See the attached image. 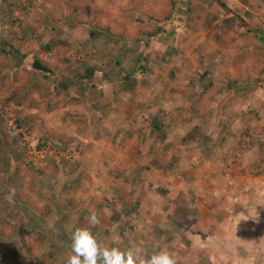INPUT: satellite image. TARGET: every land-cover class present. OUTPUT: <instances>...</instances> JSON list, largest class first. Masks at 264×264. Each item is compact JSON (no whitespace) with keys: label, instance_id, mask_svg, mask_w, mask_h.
Returning a JSON list of instances; mask_svg holds the SVG:
<instances>
[{"label":"rangeland","instance_id":"1","mask_svg":"<svg viewBox=\"0 0 264 264\" xmlns=\"http://www.w3.org/2000/svg\"><path fill=\"white\" fill-rule=\"evenodd\" d=\"M15 1L17 0H0V43L3 41L9 42L13 38L9 35H1L2 32L8 29H12L16 34L20 35L21 32L19 28L25 27L28 33H31V36L28 41L22 45L20 51L16 52L13 49L10 50L9 59L13 63L12 67H15L17 63L24 64L27 62V58L22 57L21 55L24 49L32 47L34 50L36 49L39 51V43H43L47 37L57 38L58 36L54 35L53 32L59 30L58 33H60V36H62L63 39H66V41L68 39L71 43H69L70 46L67 49L55 53L56 55L52 57L54 62L60 64V58L70 57L78 64L76 65L75 71H78L79 69L81 72H84L82 66L92 67L96 70L93 72L96 76V80L91 82L92 84H95L96 87L94 90L85 89L84 102L91 103L90 100L93 97L94 99L98 98L100 99L98 106H105L106 110L104 109L103 111H106V113H108L110 109L116 108L114 106L115 99L121 102L127 101V103L132 104L133 108L122 106L123 110L129 113V118L123 123L117 124L116 120L113 119L109 121L107 125V122L105 121L106 119L103 118L104 120H102V122H104L103 125L106 126L105 129L110 133L115 131L116 126L119 127V135L122 132H128L129 130H134L139 126H145V124H147L149 119L144 118L146 115L145 110L147 109L142 105L144 103H150L152 100H159L161 102L159 105L163 112H166L167 114L171 113V115H174L175 112H177L176 115L179 118H183V115L191 112L193 106L190 100L198 97L201 88L199 87V91L194 92V95L189 98H187V96H182L181 92L185 90L187 84L194 83L196 78L195 74H203L205 72V67L202 64V61L204 63L209 61L216 63L220 58L223 60V56L220 55L219 51H221L222 48L226 51L231 50L230 48H225V45L232 47L231 51L233 54L234 52L237 53L235 51L236 46L233 45V41H236L237 37L233 38L234 36L228 34L219 41L212 36L207 37V34L203 31L193 32L192 30L187 29V19L191 15L196 13L203 17L210 12V5L217 2L222 5L223 10L227 12V18L225 19L233 18L235 19V23H238L239 21L237 19L245 8L242 5H247L252 1L253 4L256 2V0H209V2L207 0H173L175 11L172 17L174 19L179 17L180 19V22L177 23V25L170 26L164 37L155 38L149 42L145 39L138 43L128 44L127 42H122L119 38L122 36H125L126 38L135 36L138 27L131 19L139 17L141 20L147 21L148 19L146 16L150 15L160 18L163 13H168L170 11L169 0H73L74 4H80L82 2L91 3L93 9L96 8L100 11L98 23L92 26V30L95 31V28L97 29L98 25H106L116 32L115 36H109L104 32H96L95 38L90 37L87 31L79 29L77 25L73 24L72 20H69L72 24L64 21L65 18L67 19L69 17V13L67 9H65V4L60 0H27L29 4L26 3V0H21L22 6L25 8L23 10L16 9L12 11L13 17L18 21V26L16 25V28L11 27L6 20L1 19V15L3 14L1 8L5 7L4 3L9 4ZM240 3L242 5H240ZM135 6L140 7L141 10L136 12ZM61 16L62 19L60 18ZM243 18L245 17L240 18V20ZM51 19L54 21H50ZM245 19L246 20L243 19L242 22L247 26V30L251 29L252 40L255 33L260 36L259 33L253 31L256 28H258V30H260L259 27L262 28V31H259L261 32L260 41L258 39H255V42L250 41V49L246 48V50H238L239 56L237 55L235 58V63L232 61V63H234V69L232 67H227L229 70H225L222 64L219 65V73H215V76H218L219 79H216V77H213L212 75H206L207 81H215V83H217L214 84L211 92H208L207 95H205V98H203V101L207 100V103H211V100H213L210 112L213 114L215 123L219 125L207 124L210 128L208 133L210 136L216 133L218 127H220V129L222 126L226 128L228 118L224 120V123L222 122L224 113L228 111L229 107L230 114L238 116V113L242 112L246 116L244 115L242 120L231 124L227 130L232 128L234 134L237 132V128L241 127V122L246 123L247 121L249 124L255 123L251 130H248L253 132L254 129L259 128L257 134V139L259 140L262 121L261 119H257V121L254 120L252 115L254 110L260 111L259 109L264 106V87H252L250 84H247V82L251 79L259 80L256 79L255 75L258 74L257 69L260 66V60L264 59V55H262L264 54V17L260 20L252 18ZM51 22L55 23L50 24ZM247 32L250 33L249 31ZM79 44L81 46L84 44L83 46L86 47L84 52L80 50L81 46L80 49L78 48ZM79 52L80 55L77 54ZM245 52H247V55H245ZM252 52L255 53V55H253ZM169 53L171 55H168ZM42 54L44 53L42 52ZM137 55L148 57L150 67L156 72L150 79H146L147 81L137 77L127 78L125 74V71L130 72L131 68L134 67V61ZM166 56L170 61H166ZM44 57L47 56L44 55ZM106 59H109L111 63H105ZM254 61H256L255 65L257 66V69L254 68ZM170 71H172L175 76L170 82V87H168L169 83L167 78ZM229 75L232 77H239L241 75L243 77L241 79H236ZM247 76H249L248 79L245 78ZM222 77L236 79L244 86L240 89H237L236 86H234V88H230L226 91L219 90L220 85L217 80L222 81ZM169 88H173L174 96H170L174 97L175 100L167 103L164 102V100L162 101L161 95L163 92H167ZM136 89L139 93L135 92ZM218 90L219 92H217ZM134 92L137 96H135ZM32 97L33 94L30 98ZM138 105L142 106L141 110L138 109ZM81 106L83 107V105ZM82 107H80L81 109L79 113H84L86 111L83 110ZM20 109L21 108L13 106L9 102H5L4 96L0 95V120H4L7 130L12 135L18 136L17 152L20 154V157H22L20 162L10 161L8 169L6 170H2L3 167L0 165V190L7 191L6 197L10 201H18V204H16L17 206L14 205L13 210H21L22 212L24 210L25 213L28 212L32 214L31 218L37 219L39 217V212H41L43 208L44 200L48 201L55 209L69 208L67 204L72 202L73 208L66 210L68 213L67 220L72 219V221H74L79 214H77V211L75 216L74 214L71 216V210L81 206L84 208V211L88 216L91 211H95L98 214L100 223L93 227L90 224L83 222L79 223L80 226L82 225V227L87 228L91 227L93 228V232L98 230L101 233L109 229L111 225L109 224L107 211L104 208L102 199L94 200L92 196L90 197L88 195L90 193L94 194L95 186H97L96 183L100 185V187L102 186V183H100L98 178V174L102 172L97 170L99 163L96 162V159L101 157L104 164L106 161L104 156H107V154H105L104 150H102L99 145H97L95 149H92L91 152L87 151L84 153L82 152L83 149H80V152H78L75 148H70L68 140L67 143H63L62 146L60 144V149L56 151L53 149V144L48 140L53 137L54 129L59 126V115L54 114L55 119H50L46 117L47 115L43 114L34 118L36 120L43 119L44 121L43 123L41 120L40 122L37 121V123H39L38 126L35 129L28 131L23 128H15L14 126L15 121L19 118L18 115H16V112ZM247 111H250V113ZM110 113L111 112L108 114ZM26 115L36 116L38 114L34 109H31ZM259 117L264 118V114L261 113ZM20 119H22V115ZM149 122L150 124L153 123L154 119L150 117ZM199 123L202 124L201 122ZM24 135L28 137H26L25 140H28L26 145H29V147L24 144ZM82 135L84 140H86L87 137L89 138L85 132H83ZM105 136L108 135H104V137ZM220 136H223V131L220 132ZM123 138H125V136L121 137V139ZM175 139L176 138L174 137L173 141L169 144L167 150L163 154L157 155V161L162 166H165L171 158L175 157L177 159V168L175 171L168 174V172L160 170L157 172L156 179H152L150 184L146 183L149 181L147 176H145V183L142 184L146 187H150V185L161 187L168 190L170 196H164L158 204L152 202L150 198L145 199L144 203L139 201V205L136 206L135 209V212L137 210L136 217H138L142 223L144 217L146 220L144 222H146L147 225H154L159 222L161 217L158 220V216L163 212L162 215L164 217L167 213H173L174 217L172 218L179 221L182 220L181 222L185 225V227H181L180 225L177 226L179 228L177 232L180 235H176L173 239L176 241L177 247H182V245H187L184 237L189 236L191 238L194 236L192 228L197 224L196 221L199 219V217L195 218L192 210H190V217L191 219H194L193 222H191L192 225H186L188 222H183V219H181H185L181 210L183 207V201L187 202L188 198L193 199V205L191 206L197 208L207 207L209 206V202L212 201L213 205H211L213 210H222V203H224V205L227 203L226 206H229L227 208L229 210L222 211L221 217L223 219L220 221V217H218L217 214L216 218L214 217V220L217 221L213 224L214 232L212 233V236L214 234L215 236H220V230H222V226L227 223L228 219L226 220V218H228V214H230V218L233 217L236 219L229 221L227 226L229 228L236 227L239 229L238 233L234 235V238L229 240L230 244L236 245L245 239V237H243L245 231L242 226L246 224L249 225L247 228L250 227V229H252V235H249L251 237H249V241H251L252 246L254 245V240H256L255 244L261 245V248L255 251L253 258L247 260L244 259L247 255H241V257L236 255V259L243 261V264H264V173L260 176H254L256 173L254 165L260 164L262 159L255 148V145L249 150H240L239 147L232 148V145L226 146L222 149L220 144H218L220 143L219 140L215 139L214 143H217L216 145H218L216 153L214 155H211L212 153L206 155L201 151H196L194 153L190 150L183 151L184 148L181 147L177 150L176 148L179 147V144ZM105 140H108V137ZM260 140L264 141V129L262 130ZM41 143L44 145L40 149L47 151L45 152L47 157L49 152L53 151L55 153L44 161L42 160L44 154L41 156L38 153L37 155L32 154V150L35 149L37 145H41ZM126 143H128V141H126ZM110 145V143L103 144L104 147H109ZM147 148L148 146H143L142 149L141 147L133 146L125 151H116L112 153V157L113 160L116 162L118 161L119 163L125 161L124 164H126V161L130 162L127 165L134 167L137 164L135 161L136 154L141 153L144 155L147 152ZM79 153H81V155ZM81 156L83 160L81 162H83V165H80L79 175L81 178L85 177V180H83V185H81L80 190L84 187L85 183L86 186L84 192H88V194L85 195L86 200H84V204L79 202L81 201L82 193L81 191H78L79 187L77 184H73L72 190L66 191L67 185L72 183V180L75 179L78 174L75 173L74 176H70L69 173L66 174V172H68V165L64 167V173L60 172L54 176L51 175V170H47L48 160L59 163V161L62 162L64 160H78ZM96 156L98 157L96 158ZM183 160L185 161L181 162ZM108 169L113 168L108 167ZM40 171H43L44 173L40 174ZM104 171L102 174H106ZM17 177L21 178L20 181H17ZM175 178H177L178 181H172V179ZM228 180H230V182ZM221 184H228L227 188L229 189L228 194L222 196L224 199L223 202H220L218 200L220 197H216V193H214L215 189L219 188L220 190ZM233 186L235 187L233 188ZM132 188H129L128 191H126L128 189L127 187L125 189L123 187L118 188L120 202H117L116 206L115 201L113 203L117 212L120 213L124 206L132 205L131 207L134 208L135 205L133 206V201H137L136 199L139 197L137 194L140 191L141 193L144 192L143 187H140V189L135 187L136 190H132ZM99 192L100 189H98V193ZM173 192H178L180 195L178 196L177 193L175 196ZM242 192H245L246 194H242ZM126 193H128V196ZM157 194L161 197V194L158 192ZM4 200L6 201V198ZM235 200L238 201L235 202ZM99 201H101V204ZM5 203L6 202H4V204ZM160 210H162V212H160ZM239 213L241 216L237 218ZM133 217L134 216L132 215L128 219L134 225ZM21 218L22 224L18 227V231L20 232L25 230V222L23 217ZM49 218H54L55 221H58L59 217L55 214L53 216L51 215ZM169 218L170 217L166 218L163 222ZM122 219L127 218L124 217ZM50 222L52 223L51 219L48 220L47 223ZM45 224L46 222L43 226ZM51 226H53L51 227V233L46 234V237L43 238L41 242L36 243V246L38 248H47L48 251L51 250L53 252V257L51 259H42L39 261V264H60V259H62L63 262L65 256H69V252L57 253V240L55 237L59 234L57 229V226L59 225L52 223ZM133 233H135V231H133ZM136 234L137 233H135V235ZM60 237H62V235H60ZM242 237L244 239L239 240V238ZM33 238L34 236L26 237L24 243L28 246L34 245ZM210 239L211 238H208V241ZM59 240L63 246L61 238H59ZM66 241L68 242V240ZM179 241L181 242L180 245L178 244ZM11 243L12 241L9 243L5 242L8 250L11 251L10 253L13 256L16 255V252H14L16 250H14L15 244L11 245ZM99 243L101 244V242ZM194 243L196 246L192 253L195 252L196 254L198 252H204L205 257L203 258V262L211 259V262L213 263L216 256L218 258L222 256V254L220 256L219 254H216L217 250L210 245L207 247V250H205L203 246L197 247L199 245L196 241H194ZM216 244L224 249L221 238L217 240ZM175 247L176 245L173 246L172 250H175ZM228 253L227 257L233 261L235 258V255L233 254L234 252L228 250ZM16 261L17 260L14 262ZM5 264L15 263L6 261Z\"/></svg>","mask_w":264,"mask_h":264},{"label":"trees","instance_id":"2","mask_svg":"<svg viewBox=\"0 0 264 264\" xmlns=\"http://www.w3.org/2000/svg\"><path fill=\"white\" fill-rule=\"evenodd\" d=\"M65 4V9H67L69 13V17L64 21H67L69 24H75L79 29L87 31L90 37H94L97 33L104 32L109 36H115L116 32L113 31L109 26L106 25H98L95 31L92 30V26L98 23V16L100 11L98 9H93L91 3H80L74 4L73 0H60ZM209 2V0H207ZM173 0H169L170 3V11L168 13H163L160 18L155 16H146L147 21L141 20L139 17L136 19H131L137 25L138 30L136 31L135 36L126 38L122 36L119 38L122 42L138 43L142 40L150 41L155 38L164 37L167 34V29L170 26H175L180 22L179 17L175 19L172 17L175 11V5L173 4ZM26 3L29 4L26 0ZM5 7H2V17L1 19L6 20L11 27L16 28L18 21L13 17V10H23L25 7L22 6L21 0H17L15 2H11L9 4L4 3ZM216 7L215 4H212V7ZM195 8V6H194ZM140 7L135 6V11L139 12ZM248 15V14H247ZM62 19V16L60 17ZM69 20H72V22ZM218 20V16L216 13L211 10L203 17L194 13L187 19V29L192 30L193 32L203 31L209 32L210 34L219 36L224 31H232L233 25L235 24V19L229 18L220 22V24L213 26L214 22ZM52 21H54L52 19ZM182 21V19H181ZM55 23V22H53ZM18 26V25H17ZM20 35L16 34V32L12 29H8L1 33V35H9L13 38L7 42L3 41L0 43V95L4 96V101L11 103L13 106L21 108L16 115H18V119L15 121V128H23L25 130H33L35 129L42 119L36 120L34 118L43 115H52L54 113L60 112L63 119L69 118L71 120L75 119V116L71 115L67 109L69 106H77L84 103V98H78L81 94L80 84L86 83L89 84V81L94 79L92 76L93 68L86 69L82 75L78 74L75 71L76 61L70 57L60 58L59 63L56 64L50 60H53V56L62 51L63 49H67L71 43L70 41H66L60 36L58 33L59 30L55 31V35L57 38H49L47 37L43 43L40 44V50L47 55L48 60H45L40 53H35V50L30 47L24 49L21 53L22 57L27 58V62L24 63L25 66L19 69L18 63L13 66L12 61L9 59V52L11 49L18 52L22 48V45L26 43L29 39V33L25 27H20ZM260 31L257 28V32ZM12 42V43H11ZM84 45V44H83ZM81 46L79 44L78 48L84 52L85 46ZM168 55H171L170 53ZM167 57V56H166ZM166 61H170L167 57ZM117 62V61H116ZM105 63H111L109 59L105 60ZM76 73V75H75ZM156 72L153 68L150 67L148 57H141V55H137L134 61V67L131 68L130 72L125 71L127 78H142L143 80L150 79L153 74ZM207 72L203 74H195L196 78L193 84L189 83L186 85L184 91H182V96H187V98L194 95V92L200 91L198 93L197 99H191L192 109L188 114L183 115V118H179L175 112L174 115L167 114L160 109L158 115L154 116V122L150 124V119L148 120L145 126H139L134 130H129L127 132V138L122 141L118 138L119 146L121 150L124 148V144L126 141L131 140L133 137L137 139V144L139 147L146 141L147 139H151V145L149 150L142 155L141 153H137L135 157L136 165L134 167L126 166L122 168H113L105 170L106 174L99 173L98 178L102 186L100 187V198L102 199V203L104 205L105 210L107 211V216L109 220V224L112 226L115 231H117L120 238L124 239L125 235L130 229L134 230L131 227L129 222V217L132 216V213L135 212L136 206L138 204L133 202V206H124L121 209V212H117L115 210L116 203L120 202L118 193L116 192L118 187L123 188H131V186H140L145 183L144 174L147 172L151 174V178L149 179V183L152 179H156L157 172L162 170L164 172H174L177 168V159L175 157L171 158L170 161L165 166H162L157 161V155L163 154L169 144L173 141L175 137L179 147L186 148V151H192L193 153L196 151H201L204 154L214 155L218 149L217 143H214L215 139H218L221 148H225L226 146L232 145V148L239 147L240 150H249L252 149L255 145V148L259 152L260 157H262L260 164L254 165L256 169V173L254 176H260L264 173V141L260 140V136L262 134V130L264 129V119L259 117L261 113L264 114V109L262 111L254 110L253 117L261 119L259 140L257 139V135H254L250 130H248V122H241V129H237V132L233 134V132L227 130V128L239 121L237 119V115L229 116L227 119L226 128L222 126L217 128V131L214 135L210 136L208 133L210 131L209 126L200 124L197 121V116H202L204 121H207L210 117L211 103H207L203 101L205 95L208 92H211L213 87L212 84H209L207 81ZM72 75H75L76 82L71 80ZM174 73L172 71L169 72L168 75V87H170V82L174 79ZM206 79V80H205ZM52 80H55L52 81ZM196 83V84H195ZM208 83V84H207ZM75 84V85H74ZM89 86V85H88ZM74 87L75 95L70 97L69 88ZM73 89V88H72ZM87 89V88H86ZM35 91V94H34ZM72 93V92H71ZM135 93V92H134ZM36 95V97L30 98L31 95ZM51 95L49 98L48 96ZM173 88H169L167 92H163L161 95L162 101L164 102H173L175 100ZM135 96L137 94L135 93ZM194 97V96H193ZM207 99V98H206ZM159 100H152L150 103H144L142 106L147 110H152V107L158 105ZM142 106L138 105V109L141 110ZM127 107H130L129 105ZM31 109H36L38 115H26L28 111ZM22 115V119H20ZM68 116V117H67ZM73 116V118L71 117ZM41 118V117H40ZM206 119V120H205ZM101 119L100 122H102ZM76 121V122H74ZM73 122L77 124L79 128V132L83 133L84 128H86V122L83 120L76 119ZM215 121V120H213ZM146 122V121H143ZM212 122V121H208ZM244 124L246 126H244ZM244 126V127H243ZM240 130V131H238ZM61 134V127L56 129ZM223 131V136H220V132ZM119 135V133H118ZM54 136V134H53ZM120 136V135H119ZM121 140V141H120ZM114 142V140H113ZM47 143V142H46ZM214 143V144H213ZM62 144V143H61ZM18 145V136L12 135L6 127V124L3 119L0 120V165H2L3 169H8V164L10 161L20 162L22 157L17 152ZM44 144L37 145L36 148L40 149ZM60 145V144H59ZM59 145H53V149L56 151L59 150ZM178 149V148H176ZM228 150V149H227ZM72 163V164H71ZM68 165V172L70 176L72 174L75 175L78 167L77 164L71 160L59 161L56 163L55 161L48 160L47 170H51L52 176L61 173H64V167ZM154 168V169H153ZM153 169V170H152ZM43 171H40V174H43ZM54 178V177H53ZM21 178L17 177V181H20ZM81 177L76 176L75 179L72 180V183L68 184L66 187V191H70L73 188V184L80 185ZM230 182V180H228ZM104 183V184H103ZM228 184H221L220 190H214L216 193V197L221 202L224 201L222 196H226L229 192L227 188ZM150 187H154L150 185ZM159 194L161 196H168V190H165L161 187H158ZM7 191L0 190V264H5L6 261H11L15 264H39V261L42 259H51L53 257V252L48 251L47 248H38L36 243L41 242L43 238L46 237V234L51 233L52 228H47L48 220H52L55 225H59L58 227L63 228V225L66 224L68 213L67 209L73 208L72 202L67 205L69 208H61L55 209L48 201L44 200V205L39 212V217L37 219H33L32 214L25 213L20 210H13L14 205L18 204L17 200L10 201L6 197ZM6 198V201L4 200ZM64 199V198H63ZM43 200V199H41ZM115 201V206L113 205ZM4 202H6L4 204ZM58 202V201H55ZM193 202V199H192ZM193 204V203H192ZM224 206V203H222ZM227 204V203H226ZM17 206V205H16ZM84 212V211H83ZM82 212V213H83ZM23 213V214H22ZM58 215V221H55L54 218H49L51 215ZM24 219L25 230L18 231V227L22 224V218ZM127 219H122V218ZM84 216L81 219L79 217L77 220H83ZM46 224L43 226V224ZM81 222V221H80ZM27 225V227H26ZM29 230V231H28ZM99 234V233H98ZM106 235V234H103ZM34 241V245L28 246L25 242L26 237H32ZM38 240V241H36ZM12 241L11 245L15 244L14 252L16 255H11V251L8 250L5 242ZM20 242V243H19ZM57 253L61 252H69L71 253V240H69L66 246L56 245ZM72 254V253H71ZM70 254V255H71ZM17 260L16 262H14Z\"/></svg>","mask_w":264,"mask_h":264},{"label":"crops","instance_id":"3","mask_svg":"<svg viewBox=\"0 0 264 264\" xmlns=\"http://www.w3.org/2000/svg\"><path fill=\"white\" fill-rule=\"evenodd\" d=\"M214 4L216 5V7H214V6L212 7V4L209 7V10L210 11L213 10V12L216 13L218 16V20L214 22L213 26L220 24V22H223L224 19L227 18V12H225V10H223V6L217 2ZM240 5H242V4L240 3ZM242 6L245 7L244 11L241 12L242 14L239 15V17L237 19L239 22L235 23L233 25L232 31H230V32L224 31V32H222L221 35L216 36V37L214 35L210 34L209 32H207V33L205 32L207 34V37L212 36L214 39H218L219 41H221L223 39V37H225L228 34L231 36H234L233 38L237 37V40L240 41V42L237 40L233 41V45L236 46L235 51L237 53L234 52V54H233V52L231 51L232 47H230L229 45H225V48L227 47V48H230L231 50L226 51L224 48H222V50L219 51L220 55L223 56V60L220 58L218 61H216V63H212L210 61L204 63L202 61V64L205 67L204 71L207 72L208 75H212L213 77H216V79H219L218 76H215V73H219V70H218L219 65L222 64V66L225 70H229V68H227V67H232L234 69L233 64L235 63V58L239 54L238 50H246V48L250 49L249 48V47H251L250 41L255 42V39H258L260 41L261 32H259V31L257 32V28H256L253 32L256 31L257 33L260 34V36L255 33L254 38L252 40V36H251V32H250L251 29L247 30V28H246L247 26L243 24L242 20L243 19L246 20L245 18H252L255 20H260L261 18H263L264 17V0H256V2L254 4L252 1L249 4L242 5ZM242 17H245V18L240 20V18H242ZM50 21H52V19ZM50 24H54V23L51 22ZM259 29H260V31H262V28L259 27ZM247 31H249L250 33H248ZM53 34L55 35L54 32H53ZM30 35H31V33H29V36ZM35 53H40V55H42L43 57L45 55V53L42 54L40 48H39V51L35 49ZM246 53L247 52H245V55H247ZM77 54L80 55V52ZM243 54H244V52H243ZM253 55H255V53H253ZM262 55H264V54H262ZM45 56H47V55H45ZM44 59L48 60L47 57H44ZM263 60L264 59L260 60V62H259L260 66L258 69H257V66L255 65L256 61H254V66H255L254 68L257 69V72H258L257 75H255V73H254V75H255L256 79H259V80H253V79L249 80L247 82V84H250L252 87L253 86L264 87V61ZM50 61L54 62V59L50 60ZM232 61H234V63H232ZM230 62H231V64H230ZM18 65L20 67L19 69H21L25 66L24 64H18ZM82 68H83V71H85L86 69H90L92 67L82 66ZM77 73L80 75L83 74V72H81L79 69H78ZM75 75H76V73H75ZM75 75H72V77H71V80L74 82H76ZM92 76H94V79L90 80L89 84L82 83L79 85V87L82 90H81V94L79 96H77L78 98H82V99L85 98L84 91L86 88L89 90L95 89V87H96L95 84H92L91 82L93 80H96V76L94 73L92 74ZM230 77H232V76H230ZM242 77L243 76L240 75L239 77H232V78L241 79ZM245 78L248 79L249 76H247ZM236 79L223 78L222 77V81L217 80L218 84L220 85L219 90L226 91L230 88H234V86H236L237 89L242 88V86H244V85L241 84ZM52 81L55 82V80H52ZM144 81H147V80H144ZM258 81H260V82H258ZM208 83L212 84L213 86H214V84H217V83H215V81H211V82L208 81ZM139 84H140V82H139ZM240 85H241V87H240ZM72 88H69L70 97L76 96L75 95V89H74V87H72ZM129 90H131V89H129ZM219 90L217 92H219ZM135 92L139 93V91L137 89ZM35 97H36V95H33L32 98H35ZM48 97L50 98L51 95H49ZM193 99H197V98H193ZM99 100L100 99H98V98L94 99V97H93L90 100L91 103H85L84 102L83 104H81V105H83V107L81 105L69 106V107H67V109L62 110V111L68 110L71 115L75 116L74 120L79 119V120H83L86 122V128H84L83 132H85V134H87L90 139L87 137V139L84 140L83 135H82L83 133L79 132V128L77 127V124L74 123L76 121L71 120V119L66 118V117L64 120L62 117L64 115H61L60 112H57L54 114L59 115V119H58L59 120V122H58L59 126L54 129V136L52 138H49L48 141H50L53 145H57V144L59 145L61 143L62 144L67 143V140H68V142L70 143V144H68V145H70V148H75V150L78 152H80L79 151L80 149L81 150L83 149L82 152H84V153L87 151L91 152L92 149H95V147H97V145L101 146L102 150H104L105 154H107V156H104V159L106 161L103 164L101 157H99V159H96V162L99 163L97 170L100 172H103L104 170H107L108 167H111V168L124 167L125 165L130 163L127 161H126V164H124L125 161L122 163H119L118 161L116 162L115 160H113L112 153H114L116 151H125L128 148L130 149L133 146L139 147V145L137 144V139L133 137L131 140H128V143L124 144L125 146L121 150V147L119 146L120 144L118 142V138L115 139V137L117 136L121 139V137L125 136V138H127V132H122L119 136L118 135L119 127L116 126L117 128L115 127V131L110 133L105 129L106 126L103 125L104 122H100L101 119L105 118L107 125H108V122L113 120V119L116 120L117 124L123 123L126 119L129 118V113L126 112L125 110H123L122 106L127 107L129 105L130 108H133L132 104L127 103V101L121 102V101L115 99L114 106L116 108L110 109L109 112H111V113L108 114L109 112L106 113V111H103L104 109L106 110L105 106H98ZM248 100H249V98H248ZM160 103L161 102H158V105L152 107V110H148V111L145 110L146 115L144 118L150 119V117H151L152 119H154V116L158 115V113L160 112V109H162L159 105ZM80 107H82L83 110H86V111L84 113H79L80 109H81ZM263 109H264V106L261 107L259 110L262 111ZM35 111L37 113L36 109H35ZM247 112L250 113V111H247ZM54 114L47 115L46 117H48L50 119H55ZM253 114H254V112H253ZM232 115H235V114H230V110L228 107V111L226 113H224L222 123H224V120H226L229 116H232ZM244 115L245 114H243L242 112H239L237 119L242 120L244 118ZM73 116H71V117L73 118ZM252 117H253V115H252ZM253 119L257 121L258 118L253 117ZM213 120H214V117H213L212 112H211L210 117L208 118L207 121H204L201 116H197V121L201 122L203 125L211 124V125L219 126ZM43 121L44 120L42 119V123H43ZM208 121H212V122H208ZM254 124L255 123H253V124L248 123V127H249L248 129L251 130V128H252V126H254ZM59 127H61V134H59L58 131L56 132V129ZM237 129H241V128L239 127ZM229 131L232 132V128H230ZM238 131H240V130H238ZM253 132H254V135H257L259 132V128L254 129ZM122 134H123V136H122ZM104 135H108V136L104 137ZM107 137H108V140H105V139H107ZM125 138H123L121 140L124 141ZM113 140H114V142H113ZM151 142H152L151 139H147L146 141H144V143L141 145V149L143 146L144 147L148 146V148H147V151H148L150 148ZM107 143H110L111 145L109 147L108 146L104 147L103 144L105 145ZM62 144H61V146H62ZM178 149H180V147H178ZM185 149L186 148H184L183 151H186ZM79 154L81 155V153H79ZM99 156H101V155H99ZM97 157L98 156H96V158ZM81 161H83L82 156L80 158H78V160L75 159L73 161L77 164L76 166L78 167V169L75 172L76 174H78L77 176H79L80 165H83V162H81ZM107 161H108V163H107ZM184 161L185 160H183L181 162H184ZM127 166H129V165H127ZM71 176H74V174H72ZM145 176H147L148 179L151 178V174H148L147 172L144 174V179H145ZM84 178H81L80 185L78 186L79 187L78 191H81V193H82L81 201H79V202H82L83 204H84V200H86L85 195L88 194V192H84L85 186H86L85 183H84V187H82L80 190L81 185H83V180H85ZM176 180H177V178L172 179V181H176ZM210 180H211V178H210ZM96 185L97 186H95L94 194L90 193L88 195L90 197L92 196V198L94 200H96V199L100 200L101 199L100 194L98 193V189H100V185H98L97 183H96ZM135 187L137 189L138 188L140 189V187L144 188L143 193H141V191H140L137 194L139 196L138 199H136L137 200L136 202L138 203V205H139V201L144 203V200L148 199V198H150V200L152 202H155V204H158L161 201V199L164 198L163 196H161V197L158 196L157 192L158 193L161 192V191H158V189H159L158 187H146V186H143L141 184L140 186H135V185L131 186L132 190H134ZM234 187L235 186H233V188ZM118 188H122V187H118ZM118 188H117L116 192L118 193V196H119L120 193H119ZM128 190H129V187L126 191H128ZM177 193L178 192H173V194H175V196ZM240 193H241V191H240ZM256 193H257V191H256ZM126 194L128 196V193H126ZM242 194H246V193L242 192ZM260 194H262V193H260ZM179 195H180V193H178V196ZM169 196H170V194H169ZM236 201H238V200H235V202ZM133 202H135V201H133ZM99 203L101 204V201H99ZM238 203H240V202H238ZM211 204L213 205L212 201L209 202V206H207V207H200V208L198 207L197 208V207L191 206V205H193L192 199L188 198L187 202H184V201L182 202L183 207L181 210L183 212L185 219L184 218H181V219H183V222L184 221L188 222L186 225H192L191 222H193V220H194L193 218L191 219V217H190V213H189L190 210H192L195 218L199 217V219L196 221L197 224L194 225V227L192 228L194 236L191 238L189 236L184 237L187 245L186 246L182 245V247H177V243L173 239L176 237V235H180L177 232L179 229L177 226L180 225L181 227H183V226L185 227V225H183L184 223L181 222L182 220L179 221V220L172 218V217H174L173 213L172 214H168V213L166 214L165 213L166 216L164 217L162 215L164 213L163 212L161 215L158 216V220L161 217V219L159 220L158 223H155L154 225L153 224L147 225V223L144 222V221H146L144 219V217H143V223H142V221L139 220L138 217H136V215H137L136 214L137 210H136V212L132 213V215L134 216L133 222L135 224L133 225V223H131L130 220H129V222L131 223V227L134 228L133 231H135V233H137V234L135 235V233H133V231H131L132 229H130V231H128L126 233L124 239L119 237L117 231H115V229H113L112 226H110L109 229L105 230L102 233L99 232L98 230L97 231L95 230L97 233L93 232V230H92L93 228H91V227H90L91 228L90 230L96 236L98 242H101L102 247H108V248L118 247L121 251H127L128 249H135L138 247V248L142 249L143 254H144L146 259L149 258L153 253H157L161 250H165V251H168V252L174 254V257L177 261V264H243V261L236 259V255H238L239 257H241V255H243V256L247 255L244 258L247 260H249L250 258H253L255 251L259 250V248H261V245L255 244L256 240L253 239L254 245L252 246L251 241H249L250 240L249 237L252 235V232H251L252 229H250V227L247 228V226H249V225L245 224L242 226L243 230L245 231V233H243V237H245V239L242 237V238H239V240L244 239L241 243H238L236 245L230 244L229 240L231 238H234V235L237 234L239 231V229L236 227L235 228H232V227L229 228L227 226V223H229V221L236 219L233 217L230 218V214H228V218H226V220L228 219L227 223L224 226H222L223 228H222V230H220V236H215V234L212 236V233L214 232V229H213L214 225L213 224H215L217 221V220H214V217L216 218V214H217L218 217H220L219 219L221 221L223 219L221 217L222 211H228L229 209H227V208L229 206H226V204H225L223 206L222 210L221 209L213 210V207ZM71 211H72L70 214L71 216L73 214L75 216L76 212L78 211L77 214H79L78 215L79 219H81L82 216H84L86 218L88 217V215H86V213L84 211V208L81 206L79 208H74V210H71ZM160 212H162V210H160ZM171 212H173V211H171ZM213 213H215V214H213ZM228 213H230V212H228ZM240 216H241V214L239 213L237 218H239ZM168 217H170V218L168 220H166L165 222H163V220H165ZM86 218H84L83 220H77V222H76V218L74 219V221H72V219L71 220L68 219L66 221V224L63 225V228L57 226L59 234L56 235V237H55L57 240L56 245H62L60 240H59V238H61L63 246H66V243H67L66 240H68V241L71 240V235L74 232V230L76 228L82 227V225L80 226L79 223H83V222L87 223ZM52 223L51 222L48 223L47 228L53 227V226H51ZM244 231H242V232H244ZM103 234H106V235H103ZM60 235H62V237H60ZM208 238H211V239L208 241ZM220 238H221L222 244L224 245V249L219 247V245L217 246V244H216L217 240H219ZM180 241H181V239H180ZM180 241L178 242L179 245L181 243ZM194 241H196L198 243L199 246H197V247L203 246V248H205V250H207V247L209 245L211 247H214L217 250L216 254H219V256L222 254V256L220 258H218L216 256L213 263L211 262V259L203 262V258L205 257L204 252H202V253L198 252L196 254H195V252L192 253L193 250L195 249V246H196V245H194L195 244ZM174 245H176L175 250H172ZM228 250H231L234 252L233 253L235 255V258L233 259L234 262L231 261L229 259V257H227V255L229 254ZM69 256H70V253H69ZM69 256L66 255L65 260H63V262H62V259H60V264H66V260ZM56 264H58V263H56Z\"/></svg>","mask_w":264,"mask_h":264},{"label":"clouds","instance_id":"4","mask_svg":"<svg viewBox=\"0 0 264 264\" xmlns=\"http://www.w3.org/2000/svg\"><path fill=\"white\" fill-rule=\"evenodd\" d=\"M87 223L95 227L100 223L98 214L91 211ZM71 255L66 264H177L174 254L161 250L145 258L141 248L121 251L118 247H102L87 227H79L71 235Z\"/></svg>","mask_w":264,"mask_h":264},{"label":"built area","instance_id":"5","mask_svg":"<svg viewBox=\"0 0 264 264\" xmlns=\"http://www.w3.org/2000/svg\"><path fill=\"white\" fill-rule=\"evenodd\" d=\"M23 137H24L23 140L25 141L24 144L26 145V143H28V140H27V141L25 140V138H26L27 136L24 135ZM27 138H28V137H27ZM26 146L29 147V145H26ZM45 152H47V151H44V150H42V149H38V148H35V149L32 150V154H34V155H37V153L40 154V156H41L42 154H44V156H42V160H43V161L46 160V159H47L49 156H51L52 154H55L53 151H51V152L48 153V157H47V154H46Z\"/></svg>","mask_w":264,"mask_h":264}]
</instances>
